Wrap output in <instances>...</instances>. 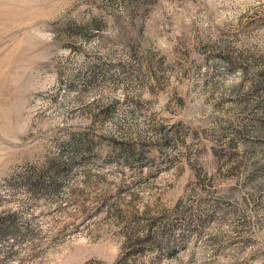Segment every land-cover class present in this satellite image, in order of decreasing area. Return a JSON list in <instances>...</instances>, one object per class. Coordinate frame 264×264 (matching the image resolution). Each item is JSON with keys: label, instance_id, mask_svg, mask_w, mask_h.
Listing matches in <instances>:
<instances>
[{"label": "rangeland", "instance_id": "rangeland-1", "mask_svg": "<svg viewBox=\"0 0 264 264\" xmlns=\"http://www.w3.org/2000/svg\"><path fill=\"white\" fill-rule=\"evenodd\" d=\"M0 264H264V0H0Z\"/></svg>", "mask_w": 264, "mask_h": 264}]
</instances>
